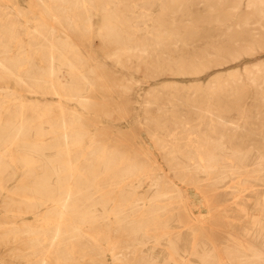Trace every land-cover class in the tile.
<instances>
[{
  "label": "bare ground",
  "instance_id": "1",
  "mask_svg": "<svg viewBox=\"0 0 264 264\" xmlns=\"http://www.w3.org/2000/svg\"><path fill=\"white\" fill-rule=\"evenodd\" d=\"M263 46L264 0H0V264H264V64L146 93L160 160L104 124Z\"/></svg>",
  "mask_w": 264,
  "mask_h": 264
},
{
  "label": "rangeland",
  "instance_id": "2",
  "mask_svg": "<svg viewBox=\"0 0 264 264\" xmlns=\"http://www.w3.org/2000/svg\"><path fill=\"white\" fill-rule=\"evenodd\" d=\"M243 6H241L242 8ZM254 64H264V46L257 48L252 53H239L226 58L221 65L213 66L198 75V79L194 80L191 76H167L160 75L154 78H142L135 75V83L133 89L130 91V100L132 107L129 111V116L120 120L105 119L104 124L108 125L114 130L136 132V143L144 144L154 156L160 160L158 151L154 148L149 135L143 129V98L152 88L159 87L161 84L177 81L182 84L189 85L192 82H199L205 85L215 74H222L229 70L242 71L245 66H252ZM187 194L192 204L195 213H201L202 216L207 217V208L202 196L192 186L187 187ZM201 196V197H200Z\"/></svg>",
  "mask_w": 264,
  "mask_h": 264
}]
</instances>
